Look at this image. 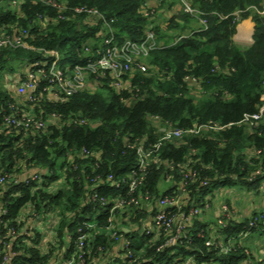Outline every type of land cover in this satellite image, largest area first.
Wrapping results in <instances>:
<instances>
[{
    "label": "trees",
    "instance_id": "1",
    "mask_svg": "<svg viewBox=\"0 0 264 264\" xmlns=\"http://www.w3.org/2000/svg\"><path fill=\"white\" fill-rule=\"evenodd\" d=\"M11 1L0 0V30L25 29L31 45L56 50L65 62H76V49L102 32V23L93 18L66 12L67 19L58 20L56 9L38 0H17L18 8L11 7ZM62 1L70 7H95L113 18L120 40H141L150 24V17L144 16L145 0ZM262 1L193 0L206 28L160 43L158 25L154 26L159 46L144 60L151 69L131 74L125 88L116 90L106 76L97 86L70 96L55 99L44 93L42 101L32 102L33 114L46 120L39 131L25 132L5 123L8 115L20 117L31 102L18 105L14 89L5 87L1 77L5 70L15 73V63L29 64L42 54L26 48L0 49V177L5 179L0 184V209H5L0 214V264H49L59 254L65 260L82 254L85 264H107L125 254L123 239L129 241L132 258H137L133 264H180L189 256L197 264H242L247 258L251 264L264 263V258L247 254L245 245L239 246L241 233L264 237V212L217 227L223 241L234 240V249L226 254L205 245L212 224L200 218L188 228L190 239L160 250L164 235L154 240V231L139 233L152 224L162 198H180L179 205L165 209L174 215L210 203L206 196L217 187L245 185L257 191L264 181V114L253 127L242 122L262 103L264 13L254 15L251 46L240 49L232 39L239 17H247L252 7L261 11ZM178 17L191 18L182 12ZM176 18L170 27L177 25ZM45 85L41 83L40 91ZM53 114L56 118L51 119ZM155 123L160 129L170 124L191 130L209 123L219 128L186 133L156 149L163 132ZM139 148L152 153L145 169L137 168L143 180L129 192L126 185L117 187L115 182L127 178L137 165ZM31 170L39 179L22 181ZM61 179L62 186L50 189ZM165 182L169 185L160 188ZM131 198L139 204L124 205L110 214L115 202ZM111 217L119 220L118 241L107 234ZM53 220L55 237L43 246V234L33 223ZM200 231L202 235L197 234Z\"/></svg>",
    "mask_w": 264,
    "mask_h": 264
},
{
    "label": "built area",
    "instance_id": "2",
    "mask_svg": "<svg viewBox=\"0 0 264 264\" xmlns=\"http://www.w3.org/2000/svg\"><path fill=\"white\" fill-rule=\"evenodd\" d=\"M39 2L56 9L57 19L66 20L68 15H84L88 19H95L102 23V32L96 34L98 44L84 43L81 47L76 49L78 59L76 62H65L58 51L46 50L43 48H36L28 42V33L25 29L16 30L11 27L10 31L0 30V49H16L26 48L31 50H38L42 56L39 60L29 63L28 69L22 75H18L19 78L15 79L13 85H17L14 89L16 96L21 97L24 100L25 96H28L29 102L42 101L44 93H50L55 99H59L61 96H70L78 91H82L93 86L102 83V80L106 76H109L112 80V86L116 89H122L125 85L124 79H126L134 70L143 71L145 69V59L148 57L151 51L159 46L157 34L154 31V25L151 23L143 30V38L141 40H132L130 38L118 39L114 33L112 24L114 19H109L103 12L97 8L88 7L86 5L70 7L62 0H38ZM172 3L177 5L178 13L182 12L191 17H199V23L204 28L207 26L205 19L201 18V12L194 5L193 0H172ZM146 6V5H145ZM11 7L18 8L19 2L17 0L11 1ZM153 13V9L147 8L144 10V16L150 17ZM177 13V12H176ZM238 15V13H237ZM151 18V17H150ZM85 74L87 77H85ZM92 79H91V78ZM88 78V80H87ZM45 82L46 85L40 91L41 83ZM40 91V92H37ZM47 94V95H48ZM49 97V95H48ZM52 98V97H50ZM28 101V100H26ZM264 101V99L262 100ZM19 105V103H18ZM20 117H16L11 114L5 117V123L12 125L14 128L22 129L25 132L28 130L39 131L46 125V120L37 118L35 114L28 113L22 110ZM264 107H259L258 111L245 115L242 122L253 127L255 123L263 116ZM51 119L56 118V115H51ZM80 122H84L80 120ZM207 128H219L215 124L201 125L195 129L183 130L177 127H172L170 124H166V128L163 127V134L159 139V143L153 146L158 149L162 142L173 141L181 138L186 133L198 134L201 129ZM139 161L135 167L131 169L127 178L119 179L115 182V186L122 184L126 185L129 192H133L143 180L144 174L141 173L145 169L147 159H149L152 150H144L139 148ZM140 167V173L137 172V168ZM39 175L35 170H31L23 177L24 182L29 180H38ZM112 179V177H109ZM5 182L4 177H0V184ZM19 182V180H16ZM103 203H107L106 199H102ZM181 203L180 198L165 197L159 200L158 204L160 210L151 218L152 224L148 225L144 230L141 228L140 234H147L154 231V240L165 237L164 241L157 247V250L163 247L175 245L177 243H184L190 239L189 229L195 218H200L204 210L210 208L208 201L204 202L203 207L193 205L189 211H181L174 215H169L165 209L171 208ZM139 204V200L131 198L130 200H118L110 208V214H113L117 209L122 208L124 205ZM5 213V209H0V214ZM227 203L220 205V213L216 219V226L212 225L209 231V238L205 241L207 247L215 246L220 254H226L234 249V240L230 239L228 242L223 241L221 235L218 233L217 227H225L229 220L235 219ZM118 219L115 217L109 218L110 226L107 228V234L111 239L119 240L120 226L117 224ZM55 220L51 221V226L55 224ZM251 225L253 223H250ZM203 231L198 232V235H202ZM14 231H11V235ZM248 232L241 233L239 237H246ZM2 237L0 236V240ZM123 249L125 254L113 261V257L108 260L107 264H121L128 258V264H133L137 261V258H132L133 253L128 247L129 241L123 239ZM82 242L79 243L78 248L82 246ZM241 246V242L239 243ZM248 254V251H245ZM1 255V251H0ZM113 261V262H112ZM55 264H85V259L82 254L77 256L73 254L69 259H61ZM180 264H197L193 256L187 257ZM242 264H251V261L247 258Z\"/></svg>",
    "mask_w": 264,
    "mask_h": 264
},
{
    "label": "rangeland",
    "instance_id": "3",
    "mask_svg": "<svg viewBox=\"0 0 264 264\" xmlns=\"http://www.w3.org/2000/svg\"><path fill=\"white\" fill-rule=\"evenodd\" d=\"M146 1L147 0H145V2ZM170 3H171V1H170ZM171 4H170V6H172ZM261 4H262V7H263L261 11L257 10L255 7H252L250 9L251 12H250V14L247 17H245V18H243L241 16L239 17V22H238V24L236 26V31H235L232 39H233L234 43L236 44V46L239 47L240 49H246L249 46H251V44L253 43V38L252 37H253L254 30H255V25H256V18L254 17V15H262L264 13V0L261 2ZM175 13L176 12H174V14ZM155 14L156 13L153 12L150 17L153 16V19L155 18L157 20L158 16H156ZM178 15H179V13L175 14V16L174 15L173 16L168 15L165 18L162 17V18H164V19H162L163 20L162 21V26L158 25V28H159V31H160L159 34L161 36L160 37V41H159L160 43H163L166 40L171 42L175 38H178L180 36L190 35L191 31L196 30L198 27L201 26L200 23H199V17H191L189 21H184L183 19H181V17H178ZM175 17H177L176 20H175V21H177V25L174 26V24H173L172 27H170L171 26L170 20H172ZM248 17H252V19H251V23L252 24L255 23V25L253 27H252V24L249 27L250 37H249V35H246V34L244 35V33H242L243 31H241V30L239 31L240 25L246 24V20L248 19ZM149 22H150V24H148V26H150L151 23H153V21L151 19H149ZM243 36L248 37V39L243 37ZM98 43L99 42L96 39V37L91 38V40L89 42V44H92V45L98 44ZM19 66L20 65L18 63H15L13 65L14 71L17 69L15 71V73H9L8 70H5L4 72H2L3 74H2L1 80L3 82H5V83L10 84V85H12V82L15 83L14 80L19 78L18 77V75H19V73H18L19 68L18 67ZM149 69H151V67H149L147 65V61H145V69L142 72L143 73L144 72L147 73ZM16 72H17V74H16ZM136 72L137 71L134 70L131 74L134 75ZM156 73L153 72L152 75H154ZM131 74L126 79H124V81L125 80L128 81L129 78L131 77ZM158 74L159 73H157V75ZM87 76L85 74V77H87ZM87 80H88V78H87ZM124 86H127L126 82H125ZM14 88H17V85L14 84ZM10 89H12V88H10ZM190 89L193 90L194 87H191ZM194 90H196V92H198V89L195 88ZM47 94L48 93H46V95ZM48 95H49V97L54 98V96L51 95L50 93ZM24 98H26V100H28V101H31V100H29L28 96H25ZM263 99H264V92H263V95H262V100ZM25 107H26L25 109L27 110L28 113H33V109H34V104L33 103H27ZM260 107L261 108L264 107V101H262ZM155 127H159V129H160L161 125L155 123ZM160 130L163 131L162 128ZM62 184H63V179L58 180L57 182H55L54 184H52L50 186V189L55 190V189L59 188L60 186H62ZM167 185H169V182L161 183L159 186H160V188L164 189ZM246 189L247 188L242 190V194L239 196V198L237 200L238 201V206L237 207H238V209L240 211L239 214L240 215H246L245 213H247L246 211L248 210V207L251 210L252 209H257L259 207V212L262 211L264 209V207H262V200L264 198V181L261 182L259 190H257V191L254 190V189L253 190L252 189L251 190H249V189L246 190ZM143 207H145V205ZM149 207L150 206H148V208ZM244 217L245 216H238L237 215L236 219L242 220ZM213 223H215V222H213ZM49 233L50 234H49L48 237L50 239H53L55 237V233L53 231H50ZM258 236H259L258 233L254 232V233L248 234L247 237H244V239L241 240V243L248 248V250H249L248 252H252L255 255L258 254L257 246L260 245V244H264V237L261 236V237L258 238Z\"/></svg>",
    "mask_w": 264,
    "mask_h": 264
},
{
    "label": "crops",
    "instance_id": "4",
    "mask_svg": "<svg viewBox=\"0 0 264 264\" xmlns=\"http://www.w3.org/2000/svg\"><path fill=\"white\" fill-rule=\"evenodd\" d=\"M170 1L172 3V0H170ZM170 1L169 0H147L145 2V5L147 6V8L153 9V12L156 13L155 15L158 16L157 20L155 18L153 19V16L150 18L153 21L152 24L154 26H157V25L162 26V21H163L162 19H164L168 15H170V16L174 15L175 16V14L178 13L177 10L179 7L177 5H175L174 3L171 4ZM170 4L172 6H170ZM174 12H177V13L174 14ZM162 17H164V18H162ZM242 29L243 28L240 25L239 31L240 30L242 31ZM248 35L250 37V34H248ZM28 66H29V64H24V65L19 66L18 68L20 71L18 70V72L23 74L28 69ZM12 85H13V82H12ZM12 85L5 83V87L10 86L13 88L14 85L13 86ZM17 98H18L17 100H18L19 104H23V105L25 104V100L23 98H21V97H17ZM245 188H247L245 185H236L233 187L220 186V187H217L216 189H214L212 193H210L208 196H206L208 198V200L211 201L210 202V208L208 210H204L202 212L200 219L206 223L214 225L213 222H216V219L220 213V205L223 203H227L229 205V208L232 211L234 216L238 215V216L248 217L251 213L259 212V207L257 209H252V210L249 209V207H248V210L246 211L247 213H245L246 215H240L239 214L240 211L237 207L238 206L237 200H238L239 196L242 194V190H244ZM262 207H264V198L262 200ZM263 211H264V209L262 211H260V213ZM235 219H236V217H235ZM33 225H34V227H37V229L43 234V236H42L43 241H42L41 245L43 244V246H45L48 241H52L48 237L50 234L49 232L52 231L51 222L46 223V224H41L38 221H35L33 223ZM259 237L260 236H258V238ZM263 246H264V244L258 245L257 246L258 254L257 255L253 254L256 257H259V260H262L264 258ZM116 248H118V247H116ZM42 251H43V248H42ZM43 252H45V250ZM62 256L63 255L59 254L57 256L51 257L48 261L49 264H55L56 262H58L59 260H61L63 258ZM115 257H118V254H115ZM205 264H216V263L215 262H209V263H205Z\"/></svg>",
    "mask_w": 264,
    "mask_h": 264
},
{
    "label": "bare ground",
    "instance_id": "5",
    "mask_svg": "<svg viewBox=\"0 0 264 264\" xmlns=\"http://www.w3.org/2000/svg\"><path fill=\"white\" fill-rule=\"evenodd\" d=\"M241 27L243 28V29H242V31H243L242 33H244V35H245V34H246V35L250 34V30H249L250 25H249L248 23L241 25ZM247 33H248V34H247ZM243 37H245V38L248 39V37H246V36H243Z\"/></svg>",
    "mask_w": 264,
    "mask_h": 264
},
{
    "label": "water",
    "instance_id": "6",
    "mask_svg": "<svg viewBox=\"0 0 264 264\" xmlns=\"http://www.w3.org/2000/svg\"><path fill=\"white\" fill-rule=\"evenodd\" d=\"M251 19L252 17H248V19L246 20V23H248L249 25H251ZM255 25V23L252 24V27Z\"/></svg>",
    "mask_w": 264,
    "mask_h": 264
}]
</instances>
